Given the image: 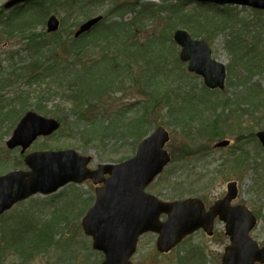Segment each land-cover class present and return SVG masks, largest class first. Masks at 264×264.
<instances>
[{"label": "rangeland", "instance_id": "rangeland-1", "mask_svg": "<svg viewBox=\"0 0 264 264\" xmlns=\"http://www.w3.org/2000/svg\"><path fill=\"white\" fill-rule=\"evenodd\" d=\"M7 1L0 0V101L2 102L0 105L15 104L16 108L24 106L26 109H33L43 115L62 119L67 122V125L69 124L67 128H64L63 133L38 139L27 152L74 148L81 154L93 155L94 161L91 165L94 168L98 164L118 163L125 157L133 156L135 150L130 138L110 139L105 144L91 142L89 146L80 145L84 142L82 136L85 137V135L83 130L77 129V127H82L84 123H79L78 116L72 114L71 103L67 102L61 85L55 83L59 86L57 89L51 87L53 84L51 79L43 81L29 79V73L45 67L47 62L40 63L41 67L39 68L30 65L34 58L31 49V45L34 43L30 42L29 38L31 34L45 32V22L50 14L57 15L63 21L65 29L61 31L62 36L69 37L73 36L85 19L92 16L104 15L107 22L126 23L130 20L135 23L134 18L139 16L143 4L154 1L161 5L164 0H77L74 9L70 6L72 2L47 0L27 3L19 13H17L19 8L5 9L4 4ZM195 6L188 5V11L195 10L193 8ZM236 7L237 9L234 6L226 8L224 13V18L227 20V24H224L226 29L217 31L215 34L212 33L205 38L213 50V58L224 63L227 67V78L223 90H216L217 92L210 94L211 101L207 104L211 126L205 129V126L196 125L189 120L176 125L173 124L176 121L169 116L164 117L163 112H155L151 116L150 121L155 123L154 128L163 125L170 130L172 139L167 145V149L174 161L148 191L161 199L174 200L190 196L192 193L219 194L223 190L225 182L237 181L242 200L246 201L254 212H260V220L253 232V237L264 242V189L256 183L257 173L264 169V151L259 140L254 138L256 132L264 127V13L256 14L250 8ZM195 8L202 17H212L219 22L224 20L221 16L223 10L214 8L207 10L206 7ZM31 11L33 12L29 18L31 22L41 19L43 17L41 12L48 15L46 19L44 18L43 23L42 20H39L35 26H31L28 30L14 31V35H8L7 31L4 32L2 24H5L10 18H21V13L24 16H29ZM123 13L124 15L121 16ZM167 14H169L167 11L162 12V17L156 18L153 22L149 20V25L144 28L136 30V25H132L135 31L127 40L129 42H146L151 37L162 38L166 31L169 34L171 24L165 20ZM145 22L146 20L143 21L144 24ZM180 26V28H185L184 25ZM123 32L127 33L126 30ZM173 32L172 29L170 34L173 35ZM123 39L127 41L126 38ZM48 40H53V37L50 36ZM90 40L91 37H88L85 41L89 42ZM234 41L241 44L240 46L237 43L236 47L240 46L238 53L241 58L237 60L242 62V66L232 64V60L236 58L231 49ZM147 49L146 46L144 50ZM186 66L184 64L185 68ZM255 68H258L259 72L249 76L248 73L254 71ZM168 75L171 78L170 81L175 78V72H169ZM189 78L193 80V84L198 86L196 89H199L203 84V80L199 76L193 74ZM162 81L163 87L172 85L166 80ZM61 83L65 88L67 85L65 81ZM249 84L258 87L261 93L254 95L258 90L255 87L247 88ZM139 86L127 83L121 91L107 93L109 95L98 103V108L104 110L100 115L101 119L109 118L113 110H121L129 106L135 110L136 105L142 106L147 103L148 99L141 92ZM49 87L52 88V95H47V97L42 95V92ZM245 88L247 89L245 90ZM22 92L25 97H19L18 94H22ZM199 93L202 99L208 96L204 91H199ZM260 95H262L261 100H258ZM109 96L111 97L109 98ZM241 97H249L251 103H243ZM218 98L221 100L216 101ZM237 98L241 102L236 103ZM228 99L230 100L228 101ZM39 108L43 112L39 111ZM200 109L203 108H179V114L181 115L185 110L197 113L199 111L200 113L202 112ZM13 115H15L14 112ZM80 116L87 118L88 114L80 113ZM4 118L5 116L0 113V122ZM215 124H217L220 133L226 130L224 138L233 140L231 147L219 149L214 147L216 142L224 139L213 135L212 127ZM13 130L14 127H10V122L3 123L0 127V174L17 169H27L24 164V155L20 154V150H11L6 146ZM233 151H235L234 154H239L237 152L249 153L250 157L255 159L254 162L258 160L259 163H255L257 169H253V171L248 169V166L246 167L248 163L241 165L239 159L233 156ZM244 153L240 156L241 159L244 158ZM238 162L239 165H237ZM94 197V189L87 182L79 186L69 184L53 195H36L24 203L16 205L3 216L4 218L0 219V264H97L101 256L92 249V239L84 234L81 227L83 216L81 214L87 211L86 206L89 205L86 204L89 203L88 201L85 203L84 201H91ZM56 209H69L71 215L66 216V218H70L69 223L66 218L59 220L57 242L50 250L31 248L25 254H19L11 249L6 250L5 229L9 218H14L15 215L19 217L21 212H29L36 216V221L41 222L53 217L57 213ZM27 219L30 220L29 217ZM20 220L25 219L22 217ZM64 233L70 235L66 236ZM8 235L9 233H6L7 238ZM30 238L38 241L33 229L18 239V242L23 244ZM156 238L157 236L154 234H146L142 237L139 250L134 257L137 263L177 264L180 259L185 261L184 264H221L227 245L224 240L208 239L203 235H196L184 242L172 254L163 256L156 252Z\"/></svg>", "mask_w": 264, "mask_h": 264}, {"label": "water", "instance_id": "water-1", "mask_svg": "<svg viewBox=\"0 0 264 264\" xmlns=\"http://www.w3.org/2000/svg\"><path fill=\"white\" fill-rule=\"evenodd\" d=\"M28 0H10L5 4L11 8ZM220 4L232 3L264 9V0H199ZM95 17L81 25L75 33L79 36L89 31L101 20ZM59 19L49 18V31H56ZM183 47L181 58L189 61V70L204 76L208 87L223 88L226 76L224 64L211 59V49L205 41L193 40L184 30L174 36ZM60 127V122L46 118L36 112H28L19 122L12 138L10 148L22 146L25 151L39 136L51 135ZM264 146V130L257 134ZM170 134L159 126L139 145L134 158L122 163L100 164L97 169L89 168L92 156L80 155L77 151L60 150L35 152L26 157L30 171H14L0 175V216L14 204L30 196L51 194L69 182L83 183L91 179L97 187V199L85 215L82 225L87 235L93 238V248L104 252L101 264H136L131 258L137 250L139 238L148 232L158 235L157 250L168 253L187 235L199 228L212 234L216 217L225 223L230 244L226 247L221 264H264V246L253 239L250 231L257 224L256 217L245 205L231 207L237 197L236 182L228 184L227 196L219 200L210 211L195 198L163 201L147 193L146 188L155 180L171 161L164 149ZM229 140L216 144L224 147ZM109 178H105V175ZM166 215V220H161Z\"/></svg>", "mask_w": 264, "mask_h": 264}, {"label": "trees", "instance_id": "trees-1", "mask_svg": "<svg viewBox=\"0 0 264 264\" xmlns=\"http://www.w3.org/2000/svg\"><path fill=\"white\" fill-rule=\"evenodd\" d=\"M45 1L47 0H41L40 2ZM64 2H72L70 6L73 9L77 4V0H66ZM183 5V3L174 5L172 1L168 0H164L162 5L148 3L142 6L139 16H135V23L132 21H127L126 23L118 21L107 22L105 17L96 29L78 39L73 36L64 37L61 36L63 35L61 32H57L51 35L53 40L49 41L47 39L45 44H38V37L41 34L30 35V42L34 43L31 47L35 45L37 49L34 53L35 59L31 60L30 65L34 68H39L41 67L40 63L47 61L45 67H41L36 74H33L30 80L43 81L44 79H51L53 83L51 87H56L57 89H59V86L55 83L61 85L60 87L64 90L63 93L67 102L71 103L72 114L78 116L77 120L79 123H84L82 127H77V129H82L85 135V137L82 136L84 142L80 144L81 146H89L91 142L105 144L107 140H119V138H130L135 143L139 142L152 128L153 122L150 119L155 112H163L164 117L167 115L177 122H186L187 120L196 122L201 119L200 115L205 113V129L211 126L209 123L211 122L209 109H207V104L211 100L210 98L208 99L209 96H205L202 99L199 93V91L204 90V92H207L209 90L203 85L201 86L203 89L197 90L195 84H193L194 86L177 88L179 84L184 82L185 67L177 57L176 44L172 41L170 33L168 34V31H166L162 38L151 37L146 42H129L127 40L135 31L132 25H136V30L147 27L149 20L154 21L159 16V13L164 11L169 13L165 16V20L171 24L172 29L184 25L195 37L207 38L212 33L215 34L217 31L226 29L224 24H227V20L224 18V11L221 15L224 20L219 22L212 17H202L200 12L189 13L184 10ZM210 8L222 11L221 8L213 6H209L207 10ZM123 15L124 13L121 16ZM20 16L21 18L19 19L10 18L5 24H2L4 32L7 31L8 35H14V31L28 30L39 22V19L31 22L29 20L31 15L24 16L21 13ZM144 19L146 20L145 24L143 23ZM61 22L63 23V21ZM124 30L127 33H124ZM88 37H91L89 42L85 41ZM123 38H126L127 41ZM237 42L234 41L235 45ZM146 46L148 49L145 51ZM238 52L239 49L236 47V51H233L236 58L232 60V64L241 66L242 62L237 60L241 58ZM95 55H98V59L94 57ZM65 61L67 65H71V68L68 69L66 67ZM169 72H175V78L172 81H170ZM250 72L248 73L249 76L256 71ZM162 80H166L172 85L163 87ZM62 81L67 84L65 88L61 83ZM127 83L140 85L141 92L148 99L147 103L142 104V106L136 105L135 110L131 106L122 108L119 110L117 117L110 116L109 118L99 119L98 116L93 114L98 113L97 115H101L104 110L100 109V107L98 108V103L109 95L107 93L112 94L121 91V89L126 87ZM51 87L42 92V95L46 97L47 95H52ZM257 90L258 92L254 93V95L261 93L259 88ZM18 95L19 97H25L23 92ZM261 97L262 95L258 96V100H261ZM220 100L218 98L216 101ZM241 100L243 103H251L249 97H243ZM235 102L241 101L237 98ZM186 107L193 109L202 107L203 109H200L202 111L200 113L199 111L197 113L185 110L180 115L179 108L183 109ZM99 109L101 110L100 112L97 111ZM26 110L24 106L16 108L15 104L0 105V113L5 116L4 120L0 122V127L3 123L10 122V127L12 128ZM39 111L43 112L40 108ZM13 112L15 115H13ZM80 113H87L88 117L81 118V116L79 117ZM175 115L178 117H174ZM61 122L63 132L64 127L67 128L69 124L67 125V122L62 119ZM173 124L177 123L173 122ZM212 130L213 135L215 134V136L222 138L226 133V130L220 133L217 129V124L212 127ZM240 163L243 165L250 163V161L241 159ZM240 163L238 162L237 165ZM257 175V183L264 189V173L261 171ZM70 215L71 211L69 209H61L57 210V213L50 219L41 222L36 221V216L29 212H21L18 215L19 217L15 215L14 218H9L5 229L6 241H4L6 242V250H15L19 254H25L31 248L50 250L57 242L59 220ZM22 217L25 220H20ZM66 219L69 222L70 218ZM30 229H33L38 241L30 238L23 244H19L18 239L27 235ZM19 231L21 233H18ZM6 233H9L8 238ZM65 235L69 236L70 234L67 233ZM178 260L177 264H184L185 262Z\"/></svg>", "mask_w": 264, "mask_h": 264}, {"label": "bare ground", "instance_id": "bare-ground-1", "mask_svg": "<svg viewBox=\"0 0 264 264\" xmlns=\"http://www.w3.org/2000/svg\"><path fill=\"white\" fill-rule=\"evenodd\" d=\"M46 19V18H45ZM45 19H43L41 22L43 23L44 21H45ZM91 18H87V19H85V21H83L81 24H80V26L78 27V29L81 27V25H83L84 23H86L87 21H89ZM48 22H49V19L47 18L46 19V22H45V32L43 33V34H41L38 38V41H37V43L38 44H45L46 42V40L53 34V33H57V32H61V31H63L64 29H65V27H63V23L61 22L60 23V26H59V28L56 30V31H49V27H48ZM62 36V35H61ZM75 39H78V37H74ZM31 49L33 50V56H34V58H35V55H34V53H35V51L37 50L36 49V47H35V45L33 46V47H31ZM98 56V55H97ZM96 55L94 56L95 58H97L98 59V57H97ZM34 58H32V59H34ZM189 62V61H188ZM66 67L69 69V68H71V65H66ZM107 67V66H106ZM231 71V70H230ZM32 72H34V73H32ZM31 73H29V75H30V78L33 76V74H36L37 73V71L35 70V71H32ZM193 76V74L192 73H185L184 75H183V77H184V82H182L181 84H179L178 86H177V88H184L185 86H194L193 85V80L192 79H190L189 78V76ZM29 78V79H30ZM251 87H255V86H253V85H250L249 84V86L247 87V88H251ZM56 88V87H55ZM247 88H245V90L247 89ZM256 89V88H255ZM118 112H119V110H113L112 112H111V114H110V116H112V117H117V114H118ZM167 116V115H166ZM201 116V119L200 120H198V121H196V122H193L194 124H196V125H202V126H204V122H205V118H206V114L204 113V114H202V115H200ZM203 118H204V121H203ZM155 130L156 129H152V128H150L149 129V132L139 141L140 143L145 139V138H148V137H150L154 132H155ZM121 139H123V138H121ZM125 139V138H124ZM119 140H120V138H119ZM7 146V145H6ZM7 148L8 149H11L9 146H7ZM137 154V152L133 155V156H130V157H125V159H124V161H127V160H130V159H132V158H134L135 157V155ZM26 170H31V169H29V168H27ZM79 186V185H78ZM83 218V217H82ZM68 221V220H67ZM60 222V221H59ZM69 223V222H68ZM70 225V224H69ZM64 234H67V233H64Z\"/></svg>", "mask_w": 264, "mask_h": 264}, {"label": "flooded vegetation", "instance_id": "flooded-vegetation-1", "mask_svg": "<svg viewBox=\"0 0 264 264\" xmlns=\"http://www.w3.org/2000/svg\"><path fill=\"white\" fill-rule=\"evenodd\" d=\"M212 193L213 191L210 190ZM226 194V182H225V186L223 188V190L218 194L214 193L213 195H209L207 193L204 194H194L192 193V197H197L199 199L202 200V202L204 203L206 210H209L212 205L219 199L223 198ZM236 202V203H235ZM234 202V204H239L241 203L240 201H238V199ZM213 232L214 234L212 236H208L207 233L203 230V229H199L197 232H195V236L196 235H203L208 239H225V240H229V238L226 236V228H225V224L220 220L219 217H216L214 220V227H213Z\"/></svg>", "mask_w": 264, "mask_h": 264}]
</instances>
